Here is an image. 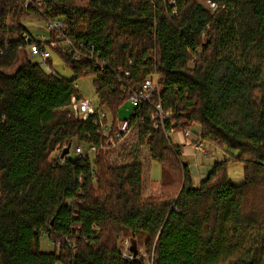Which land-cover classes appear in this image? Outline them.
<instances>
[{
	"label": "trees",
	"instance_id": "16d2710c",
	"mask_svg": "<svg viewBox=\"0 0 264 264\" xmlns=\"http://www.w3.org/2000/svg\"><path fill=\"white\" fill-rule=\"evenodd\" d=\"M211 1L213 12L196 0H0V31L16 33L0 37V264H264V0ZM29 18L63 20L83 42L80 59L51 49L49 65L57 56L71 79L28 58L38 43ZM82 77L113 129L120 107L157 80L127 120L137 142L114 161L99 125L68 116ZM193 125L226 157L197 186L165 137ZM74 143L95 147L94 160L61 161ZM143 149L159 180L146 176ZM237 163L240 185L227 172ZM124 237L136 243L132 260Z\"/></svg>",
	"mask_w": 264,
	"mask_h": 264
},
{
	"label": "built area",
	"instance_id": "2783aa9c",
	"mask_svg": "<svg viewBox=\"0 0 264 264\" xmlns=\"http://www.w3.org/2000/svg\"><path fill=\"white\" fill-rule=\"evenodd\" d=\"M31 0H25L24 7L26 8L30 5ZM39 4H37L38 6ZM206 8L210 11H215L218 8V5L211 1H206ZM45 28L48 33L47 38L46 35H40L37 37H33L37 40L38 43L31 45L27 48L26 53L31 60L32 58L36 59V63L39 64L41 68H43L46 72V75H53L54 72L49 65L48 61L51 57V49L57 48V42L61 43L59 47L62 52L69 53L72 55L74 59H80L83 57V51L85 50V46L83 42H72L65 36V32L63 31V20L61 21H48L45 22ZM53 34V35H52ZM56 35V36H55ZM25 41L28 43L30 41V37L27 34L22 35ZM54 36V39L51 37ZM48 45V46H47ZM90 58L93 57V52L90 53ZM100 68H104L103 62L99 64ZM77 89V88H76ZM158 91L157 80L156 78L150 81H147L144 85L141 92L130 97L131 104L137 106L139 103H150L155 93ZM67 106L68 116L80 119L82 121L92 120L94 125H99V130L102 136L107 139V145L109 146L110 153L112 154L116 151L124 140L125 136L130 133L131 129L134 127L131 125L130 121L123 120L116 123L114 129L112 128V120L109 119V112L103 110L104 107H97L91 101L83 98H78L75 96L71 97L70 103ZM105 109V108H104ZM156 110L158 111V116L160 121L163 122L168 118L169 112L163 114L161 107L159 105L156 106ZM109 116V117H108ZM155 117L151 119L154 120ZM157 125L153 126V129H156ZM171 133H165V137L170 140ZM182 135L189 140L190 144L193 145V148L196 153L203 156L204 158L208 157L207 150L205 148V143L200 139L199 129L196 125L189 127V129L182 132ZM171 142V141H170ZM74 151L73 154L75 157H90L93 161L95 158V147L92 145L87 147L81 143H74ZM66 148V147H65ZM70 150V148H69ZM148 150V149H147ZM149 151V150H148ZM57 156L59 152L55 153ZM66 156H64L65 158ZM63 157H60V160H64ZM122 257L125 260H132L135 257L130 252V248L122 249L121 251Z\"/></svg>",
	"mask_w": 264,
	"mask_h": 264
},
{
	"label": "rangeland",
	"instance_id": "374dc122",
	"mask_svg": "<svg viewBox=\"0 0 264 264\" xmlns=\"http://www.w3.org/2000/svg\"><path fill=\"white\" fill-rule=\"evenodd\" d=\"M173 1V0H171ZM198 3L202 4L204 7H206V1L207 0H196ZM9 19H7L5 22L6 24H8ZM26 29L28 30L29 34L33 37H37L42 35H46L47 38V30L45 28V23L43 21H39L37 19L34 18H29L26 19L25 21H23ZM8 27V26H7ZM56 36V35H55ZM0 37L5 41L7 39H13L16 37V33L14 30H9V32L7 33H3L2 31H0ZM60 43V42H59ZM57 44V43H56ZM61 46V43H60ZM29 58V57H28ZM22 59V58H21ZM32 61H36V59L32 58ZM52 70L53 72L58 75L59 77H63L66 79H71L73 77L72 72L65 66V64L63 62H61V60L53 55L52 57ZM76 88L77 91L79 92V94L81 95V97L83 99H87L89 101H91V103H93L95 106H97V98H96V94H95V90L94 85H93V79L91 77H82L79 80L76 81ZM98 107V106H97ZM134 107H136L135 105L131 104V102H127L126 104H124L122 107H120L119 111H118V120L119 121H123V120H128V118L130 117L129 115L133 114V110ZM104 111L109 112L107 109H104ZM110 115V114H109ZM109 117V116H108ZM111 118V115L109 117V119ZM181 133H171L170 135V141L175 144L176 141L179 138V135ZM138 139V135H137V128L134 127L133 129H131L130 133L127 134L124 138V140L122 141V143H120L121 145L119 146V148L114 151L110 156V160L114 161V159L116 158V156L118 155V153L121 151V146L129 148L131 147L135 142H137ZM207 153L208 154H212L210 147L208 146V144L204 145ZM74 151V145H72L70 147L69 153L67 155V158L69 159H74L75 156L73 154ZM221 151V150H220ZM207 154V155H208ZM210 154V155H211ZM220 155H222V151L219 152ZM143 155L145 156L144 161L146 163V176L150 179V180H159L161 178V169L158 163L156 162H150L149 161V157H148V153H146V151L143 149ZM209 156V155H208ZM219 156V155H218ZM52 158H55L54 156H51ZM226 158V157H225ZM242 165L237 163V164H230L228 166L227 172H228V177L230 178L231 182L234 185H240L243 181V171H242ZM40 249L43 252H50L53 250V245L52 243H50L46 238H42L41 240V245ZM131 241L127 238L124 237L122 239L121 242V249H128L130 248L131 250ZM140 250V256L146 257L145 256V252L143 249L139 248Z\"/></svg>",
	"mask_w": 264,
	"mask_h": 264
},
{
	"label": "crops",
	"instance_id": "0c3cea01",
	"mask_svg": "<svg viewBox=\"0 0 264 264\" xmlns=\"http://www.w3.org/2000/svg\"><path fill=\"white\" fill-rule=\"evenodd\" d=\"M173 145L180 146L181 156L183 160L189 165L195 186L206 179L210 171L209 168H211L212 164L225 159V153L222 151V157V155L219 154L221 151L212 144H208L212 152V154L210 153L211 155L208 154L209 156L207 158L199 155L195 152L193 145L190 144L189 140L186 139L182 133L179 135L178 140Z\"/></svg>",
	"mask_w": 264,
	"mask_h": 264
},
{
	"label": "water",
	"instance_id": "95a60500",
	"mask_svg": "<svg viewBox=\"0 0 264 264\" xmlns=\"http://www.w3.org/2000/svg\"><path fill=\"white\" fill-rule=\"evenodd\" d=\"M68 153H69V147H66L65 149L63 148V152L61 154V157L64 158V156H67ZM131 244H132L131 252L133 253L134 256H136L137 255L136 243H135V241H131Z\"/></svg>",
	"mask_w": 264,
	"mask_h": 264
}]
</instances>
